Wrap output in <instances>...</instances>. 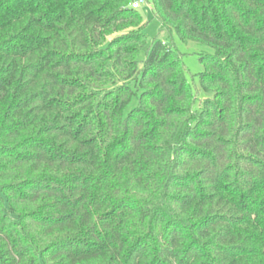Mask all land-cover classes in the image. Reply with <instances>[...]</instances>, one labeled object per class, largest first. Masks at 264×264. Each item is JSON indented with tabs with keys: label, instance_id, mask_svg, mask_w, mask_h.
I'll use <instances>...</instances> for the list:
<instances>
[{
	"label": "trees",
	"instance_id": "obj_1",
	"mask_svg": "<svg viewBox=\"0 0 264 264\" xmlns=\"http://www.w3.org/2000/svg\"><path fill=\"white\" fill-rule=\"evenodd\" d=\"M133 1L0 0V264H264V0Z\"/></svg>",
	"mask_w": 264,
	"mask_h": 264
},
{
	"label": "rangeland",
	"instance_id": "obj_2",
	"mask_svg": "<svg viewBox=\"0 0 264 264\" xmlns=\"http://www.w3.org/2000/svg\"><path fill=\"white\" fill-rule=\"evenodd\" d=\"M139 2V13L143 16L145 22L144 32L151 44L155 40L169 42L173 48L182 54V58L188 69V79L194 88H199L200 75L205 72L204 64L200 61L203 53H213L212 48L197 42H182L176 34L171 37L170 34L162 29L161 22L154 18L151 7L145 0H135ZM134 104V100L132 102Z\"/></svg>",
	"mask_w": 264,
	"mask_h": 264
},
{
	"label": "built area",
	"instance_id": "obj_3",
	"mask_svg": "<svg viewBox=\"0 0 264 264\" xmlns=\"http://www.w3.org/2000/svg\"><path fill=\"white\" fill-rule=\"evenodd\" d=\"M132 8L134 9H138L140 6H139V2L138 1H133V3L131 4Z\"/></svg>",
	"mask_w": 264,
	"mask_h": 264
}]
</instances>
